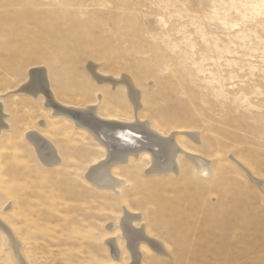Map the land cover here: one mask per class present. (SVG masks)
<instances>
[{
    "label": "rangeland",
    "instance_id": "rangeland-1",
    "mask_svg": "<svg viewBox=\"0 0 264 264\" xmlns=\"http://www.w3.org/2000/svg\"><path fill=\"white\" fill-rule=\"evenodd\" d=\"M90 63L109 77L127 75L141 94L138 117L161 133H199L195 148L186 134L178 137L211 159L210 179L185 167L180 177L149 174L144 157L116 168L126 179L120 196L90 184L85 175L105 148L54 116L42 98L10 92L30 68L43 66L61 103L98 105L102 118L133 120L125 89L98 84ZM5 93L10 126L0 137V216L28 264H131L119 225L124 209L139 213L134 226L166 247L159 256L141 244L146 264H179L178 257L182 264H264V0H0ZM32 130L54 143L60 164L43 166L26 137ZM14 260L0 230V264Z\"/></svg>",
    "mask_w": 264,
    "mask_h": 264
},
{
    "label": "bare ground",
    "instance_id": "bare-ground-1",
    "mask_svg": "<svg viewBox=\"0 0 264 264\" xmlns=\"http://www.w3.org/2000/svg\"><path fill=\"white\" fill-rule=\"evenodd\" d=\"M87 70L89 71L90 75L93 77V79L98 84H102V85L110 84V86L113 89H116L119 86H122L125 89L127 100L129 102V107H130V109H132V112H133V120L124 122V121L118 120V119H111V118H105V117L102 118L98 112V110H99L97 108L98 105L96 106V105L90 104L84 108H80V107L78 108L77 106L65 105V104L61 103L58 100L54 90L51 87V81L48 78V71L43 66L42 67L41 66H35V67L30 68V70L28 71L29 75H28V78L26 79V81L18 87L19 88L18 90H16V91L14 90V91H10V92H13L12 94L16 98L18 97V94H24V93H20V92H27L28 93L27 95H32L36 100H38V98H42L43 102L45 103V106L48 107V109H50L51 111H53L54 116H56L57 118H64V119L72 122L76 127L80 128V129H84L91 136H93V138L101 146H103L105 148L106 153L104 154V159L98 161L97 163H94L88 169V172L85 175V179L90 184H92L93 186H95L97 188H101L103 190H109L111 193H113L117 196V195L122 193V189L126 186V184L124 185V183H126V179L118 176V174L116 172V168L118 166H120L119 167L120 169H123V168L127 169V166H129L132 163L131 162L132 160L133 161H135L134 159L141 160L144 157H146V159L149 160L150 166L147 169V172L149 174H157V175L173 174V176H179L180 177V176H182V171H183L182 167H185L191 171H194L197 174V176H199L201 179H206V180H207V178L210 179V177L214 173L212 165H211V159L210 158L208 159L204 155H201L197 152H194V150H192V149H191L192 151L189 150V148H187L185 145L181 144L180 138L178 137L179 134H186L187 135L186 138H187L188 142L191 145H193L195 148L196 145H198L196 143H200V141H201L199 133H197L196 131L195 132L184 131L181 133V131H179V130L178 131L174 130L173 132H171L167 135L161 133L150 122H148L149 120L148 121H146L147 119L142 120L138 117V115L140 114L139 112L142 108V104H141V100H140L141 94L138 91L139 88L137 90V88L133 84V81L129 77H127V75L122 76L119 79H116L114 77H109V76L103 75V73L99 72L98 67L91 64V63L88 64ZM7 95H8L7 93L0 94V137L2 136V134L4 132H6L8 130V128L10 126L9 120H8L9 114L6 112L4 101H3V99H5L7 97ZM98 99L101 101L102 94L98 96ZM124 107H126V106H124ZM26 137H27L28 141L31 142V144L33 145V147L36 151V154H37L39 160H41L43 166H45L46 168L49 169V168H54V166L57 163L60 164V161H61L60 152L58 151V149L54 145V143L51 142L50 140H48L46 137H44L42 135V133H40L37 130L36 131L32 130L31 132H28L26 134ZM127 171L129 172V170H127ZM128 172H127V174L129 175L130 172L129 173ZM189 175H190V173H189ZM187 176H188V174H187ZM219 177H222V175ZM192 178H194V177L192 176ZM183 179H185V177H183ZM217 179H216V181H217ZM181 180H182V178H181ZM188 180H190V179H188ZM193 180H195V179H193ZM193 180H191V181L193 182ZM200 180H196L194 182L197 183ZM220 180H221V182L223 181L222 179H219V181ZM219 181L213 182V179H212V182L210 181V183H211V185L213 183L219 184ZM263 182L264 181H262L261 179L259 180L260 184H262ZM196 183H195V185H196ZM201 185H203V184H201ZM186 186L189 187V185H186ZM219 186L220 185H218V187ZM223 187H224V185H223ZM219 188H221V187H219ZM200 189L202 190V188L199 187V190ZM205 189H207V188H205ZM218 189H216V191ZM201 190H200V192H201ZM220 190H222V188ZM224 190H222V191L224 192ZM216 191H214V194ZM202 193H203V191H202ZM197 194H198V191H197ZM193 195H195V194H193ZM201 197H202V195H201ZM183 200H184V198H183ZM176 201L180 202L181 200L179 201V199H178ZM220 201H221V199H220ZM218 203H221V202H218ZM181 205H182V203H181ZM199 205H201V204H199ZM190 206H192V205H190ZM201 206H203V205H201ZM201 206H194V208L195 207L201 208ZM206 206H208V205H206ZM170 208H172V206ZM173 208H175V207H173ZM179 208H181V207H179ZM179 208H177V209L179 210ZM204 208L206 209V207H204ZM210 208L208 206L207 213H208V210H209V212L211 210L213 215H215L214 210H212L213 208L212 207H210ZM219 208H221V207H219ZM185 209H186V207H185ZM221 209H219V210H221ZM222 211H223V209H222ZM188 213H190V212H188ZM179 214H181L180 211H179ZM217 214H219L218 210H217ZM221 214H223V213H221ZM227 214H229V213H227ZM183 216H185V213L183 214ZM188 216H190V215H188ZM191 216H194V215L191 214ZM208 216L209 215H207V217ZM140 217L141 216L139 215V213H135V212H132L130 210L124 209V215L121 216L120 223H119L120 229L122 232V236L125 240L124 243H125V246L127 248V252L130 256L131 264H140V263H142L143 260H144V264H146V261H148L145 258L144 252L142 251L141 244H146L152 251H154L159 256H165L167 254L166 253V247H165L164 243L162 241H160L159 239H157L156 237L150 236L148 231H145V226H142V228L134 226L135 220L140 219ZM174 217H175V215H174ZM181 218L182 217L180 216L177 220L179 221V219H181ZM188 218H187V221H189ZM228 219H230V218H228ZM205 220H206V217H205ZM214 220H215V217H214ZM223 220H224V218H223ZM164 222H166L165 219H164ZM207 224L210 225V223H207ZM222 225H224V224L222 223ZM231 225H233V224L231 223ZM236 225H238L237 222H236ZM180 226H181V224H180ZM187 226L190 227L189 224H187ZM206 226L208 229L209 228L208 225H205V227H204V223H203V227L205 229H206ZM213 226H214V224H213ZM226 226H224V227H226ZM244 226H246V225H244ZM166 227H167V225H166ZM175 227H176V225L173 226V228H175ZM197 227H199V226L197 225ZM218 227H220V226L217 225V227L215 228V229H217V231L220 230V228H218ZM111 228H112V225H111ZM210 228L212 229L214 227H212L210 225ZM228 228H229V226H228ZM228 228H226V229L229 230ZM0 230H2V232L6 236L7 246L11 250V252L14 256V259H15L14 263L15 264H28L27 260L23 257L24 255L22 252L21 243L19 242V240L14 235L10 225L6 221H4L1 218V216H0ZM193 230H195V227ZM230 230L232 231L231 228H230ZM203 231H201L200 233H203ZM221 231H222V227H221ZM226 231L224 230L225 234H226ZM204 232H206V230ZM219 232H217V233L221 236V234H220L221 232L220 233ZM206 233H208V232H206ZM203 234H201L200 237L203 236ZM211 235H210V237H211ZM214 235H216V234L214 233ZM233 235H234V233H233ZM241 235H244V234H241ZM189 236H192V233H191V235L189 233ZM216 236H218V235H216ZM220 236H218V237L221 238ZM222 236L224 239L225 238L224 235H222ZM179 237H181V236H179ZM212 237H214V236L212 235ZM218 237L216 239H218ZM207 238H209V237H207ZM207 238L205 237V240H207ZM216 239L214 238V242L216 241ZM202 240H203V238H202ZM232 240L235 243V241H234L235 239H232ZM223 241H221V244ZM242 241H244V240H242ZM229 242L231 243V241H229ZM245 242H248V241H245ZM107 243H108V246L110 247V249L112 250V252L115 253L116 258H118L120 253H119V250L117 248L116 239L110 238ZM206 243H208V241ZM225 244H224V247H225ZM227 245H229V244L227 243L226 246ZM232 245H233V243H232ZM189 246H190V244H189ZM204 246L205 245H203V247ZM206 246H207V244H206ZM221 247H223V245ZM221 247H219V248H221ZM207 248H208V246H207ZM179 250L181 251V249H179ZM222 251H223V249H222ZM186 252H187V250H186ZM228 253L226 252L227 255H228ZM177 254H178V251H177ZM220 254H222V252ZM182 255H184V254L180 255L181 259L183 258ZM177 260H178L177 262L180 264L181 262H179L180 261L179 257Z\"/></svg>",
    "mask_w": 264,
    "mask_h": 264
}]
</instances>
